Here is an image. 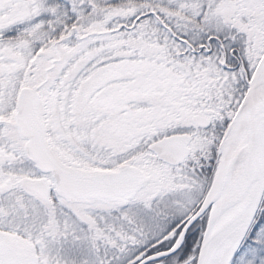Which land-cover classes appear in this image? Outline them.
I'll use <instances>...</instances> for the list:
<instances>
[{
    "label": "snow or ice",
    "instance_id": "1",
    "mask_svg": "<svg viewBox=\"0 0 264 264\" xmlns=\"http://www.w3.org/2000/svg\"><path fill=\"white\" fill-rule=\"evenodd\" d=\"M0 264H264V0H0Z\"/></svg>",
    "mask_w": 264,
    "mask_h": 264
}]
</instances>
